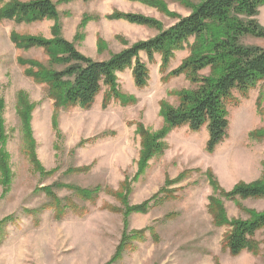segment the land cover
Instances as JSON below:
<instances>
[{"label":"rangeland","instance_id":"374dc122","mask_svg":"<svg viewBox=\"0 0 264 264\" xmlns=\"http://www.w3.org/2000/svg\"><path fill=\"white\" fill-rule=\"evenodd\" d=\"M12 1L32 0H0V9ZM51 1L57 10L52 19H0V264H264V229L237 255L224 246L228 223L263 213L264 197L227 199L207 179L210 172L224 192L264 180V140L249 138L264 129V82L246 98L233 93L238 103L226 107V138L212 153L205 150V127L192 133L182 126L159 139L162 151L142 166L140 128L159 132L160 104L176 107L178 93L193 89L186 77L170 72L190 55L194 38L162 70L159 55L149 62L140 53L148 71L145 87L136 88L125 69L116 74L117 94L102 87L87 108L63 104L44 81L42 69L60 66L43 48L23 49L12 40L61 37L80 54L103 61L167 29L199 0ZM116 12L150 18L158 27L110 19ZM254 19L264 28V5ZM241 43L264 47V39L251 36ZM209 73L206 68L199 75ZM48 187L76 211L60 216L47 208ZM71 187L100 191L85 200ZM146 201V212L125 216V208ZM215 202L223 225L210 208Z\"/></svg>","mask_w":264,"mask_h":264},{"label":"trees","instance_id":"16d2710c","mask_svg":"<svg viewBox=\"0 0 264 264\" xmlns=\"http://www.w3.org/2000/svg\"><path fill=\"white\" fill-rule=\"evenodd\" d=\"M262 5L264 0H199L191 5L187 16L179 18L167 29L159 31L148 40L135 42L103 61H95L80 54L70 42L61 37L48 40L13 35L12 40L23 49L43 48L51 63L60 66L55 70L42 69L44 81L61 94L63 104L87 108L102 87L107 88L110 94H117L116 74L125 69H131L136 88L145 87L148 71L140 60V53L145 54L149 62L153 61L156 54L159 55L162 70L174 52L183 49L188 39L194 38L190 55L170 72L171 77H186L193 89L178 93L179 102L176 107L160 104L164 126L159 132L149 134L140 128L143 166L154 154L162 151L163 145L158 141L173 128L187 126L190 132L197 133L205 127L208 134L205 150L208 153H212L226 138V107L238 103L233 93L237 92L241 98H246L250 90L264 82V47L241 43L245 36L264 39V28L254 19ZM56 13V6L51 0H32L26 3L12 1L0 9V19L30 23L52 19ZM109 18L158 27L154 20L137 14L116 12ZM206 68L210 69L209 75H199ZM256 104L260 107L259 100ZM249 138L264 140V129L250 132ZM262 165L264 169V162ZM207 179L213 192L227 199L264 197V180L251 184L239 183L229 192H224L219 189L210 172L207 173ZM71 189L77 198L85 200H93L100 191L99 187ZM43 191L51 199L46 207L53 209L55 214L64 215L69 208L76 211L66 198L56 197L52 187L44 188ZM210 208L216 210L214 216L221 220H217L216 224H225L222 217L216 216V213L221 214L218 203L215 202ZM147 209L148 201L125 208L124 214L144 213ZM4 222L0 223V230ZM228 226L230 230L224 237V246L232 255H237L254 245L253 237L256 232L264 229V212L255 214L246 221L234 220Z\"/></svg>","mask_w":264,"mask_h":264},{"label":"crops","instance_id":"0c3cea01","mask_svg":"<svg viewBox=\"0 0 264 264\" xmlns=\"http://www.w3.org/2000/svg\"><path fill=\"white\" fill-rule=\"evenodd\" d=\"M192 136H193V135H192ZM193 138H195V136H193L192 139H193ZM205 139H206V138H205ZM207 139H208V137H207ZM207 139H206V141H207ZM195 140H196V139H195Z\"/></svg>","mask_w":264,"mask_h":264}]
</instances>
